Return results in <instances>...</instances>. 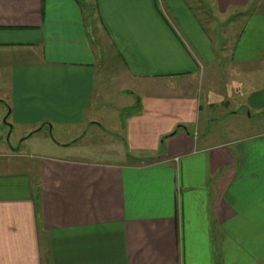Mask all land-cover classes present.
<instances>
[{
	"label": "crops",
	"instance_id": "0c3cea01",
	"mask_svg": "<svg viewBox=\"0 0 264 264\" xmlns=\"http://www.w3.org/2000/svg\"><path fill=\"white\" fill-rule=\"evenodd\" d=\"M206 1L226 47L188 0H0V264H264V0Z\"/></svg>",
	"mask_w": 264,
	"mask_h": 264
},
{
	"label": "rangeland",
	"instance_id": "374dc122",
	"mask_svg": "<svg viewBox=\"0 0 264 264\" xmlns=\"http://www.w3.org/2000/svg\"><path fill=\"white\" fill-rule=\"evenodd\" d=\"M188 2L190 3L191 8L193 9L196 16H198L200 21L204 22L205 26H207L208 32L212 38L216 40V45L219 48L230 45L231 37L236 31V28L234 29L233 26L237 23L238 19L233 18L230 21H223L222 19L217 18L214 11L212 10V7L207 3L206 0H188ZM112 64H115V61L114 63L112 61ZM219 71L222 70L218 68L215 69L218 80L220 78ZM118 72L119 71L116 66H114V68L112 67L107 69L104 67L100 68V72L96 81L97 102L99 103V108H101L98 113V118L100 115L114 114L115 111L120 109L119 107L121 105H123L125 108L133 100L131 95H124L126 96L125 99L119 96L121 94H119L118 91H124L122 87L128 89V86L130 85L125 81H119L120 76H117ZM225 82L226 81H224L223 86H215V89L218 92L221 91L222 93H225V86H227ZM104 84L106 86V90H104ZM237 104L238 103H235L233 106L230 105V107H236ZM24 131L27 130L16 129L12 131L11 134L8 132L5 136V143L8 148H10L11 145L13 149L18 150L21 154L25 155H38L46 153L44 144L45 142L53 141L56 143H62L70 141L80 135L78 129H70L62 134V130L55 128L51 132L49 129L44 128L42 132L34 133V135L32 134L31 136H29L32 133L31 131Z\"/></svg>",
	"mask_w": 264,
	"mask_h": 264
}]
</instances>
